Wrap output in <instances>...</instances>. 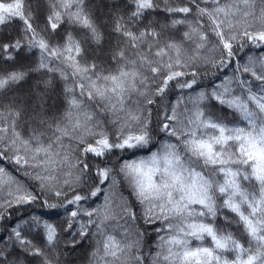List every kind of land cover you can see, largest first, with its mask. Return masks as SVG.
<instances>
[{
    "label": "snow or ice",
    "instance_id": "snow-or-ice-1",
    "mask_svg": "<svg viewBox=\"0 0 264 264\" xmlns=\"http://www.w3.org/2000/svg\"><path fill=\"white\" fill-rule=\"evenodd\" d=\"M85 262L264 264V0H0V264Z\"/></svg>",
    "mask_w": 264,
    "mask_h": 264
},
{
    "label": "trees",
    "instance_id": "trees-1",
    "mask_svg": "<svg viewBox=\"0 0 264 264\" xmlns=\"http://www.w3.org/2000/svg\"><path fill=\"white\" fill-rule=\"evenodd\" d=\"M78 255H79V254H78ZM80 258H82V256H81ZM85 264H86V262H85Z\"/></svg>",
    "mask_w": 264,
    "mask_h": 264
}]
</instances>
